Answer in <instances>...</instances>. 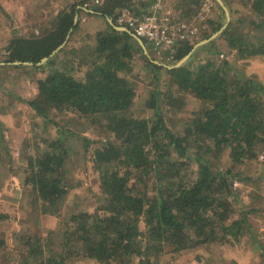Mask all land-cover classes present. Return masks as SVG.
Returning <instances> with one entry per match:
<instances>
[{
    "label": "trees",
    "instance_id": "trees-1",
    "mask_svg": "<svg viewBox=\"0 0 264 264\" xmlns=\"http://www.w3.org/2000/svg\"><path fill=\"white\" fill-rule=\"evenodd\" d=\"M243 1L249 4V16L235 15L230 8L233 17L227 27L198 47V52L210 55L207 60H196L194 55L174 68L152 61L130 33L108 22L92 37L95 45L89 57L69 51L80 29L75 16L84 12L79 7L83 1L61 9L38 30L40 34L13 38L4 62H33L34 69L44 71L60 54H67L37 79L36 95L22 99L45 126L52 122L57 131L51 139L38 138L35 154L28 155L24 168L31 205L40 206V215L54 208L60 214V201L75 185L68 167L71 131L57 119L62 114L80 118L104 134L93 153L101 189L99 206L72 211L67 221L48 227L46 233L39 230L41 220L31 218L38 230L15 233L17 254L11 253L17 264H69L80 256L100 264H128L134 259L138 264H162V256L168 253L181 258L180 264H190L194 258L203 261L202 248L214 243L232 246L248 234L252 243L257 242L250 231L249 214L254 209L245 210L234 181L244 180L242 166L258 160L264 147V81L238 66L240 59L264 57V0ZM129 3L104 0L93 9L116 22L118 9ZM189 4L182 13L188 17L195 13ZM209 24L201 40L220 31L224 22L209 20ZM71 29L67 44L51 56ZM219 40L227 43V55L236 51L235 57L220 58ZM196 42L180 46L173 64ZM137 53L142 63L136 61ZM49 56L46 63L37 65ZM137 66L145 68L155 82L147 98L155 121L132 112L139 97ZM163 93L170 108L175 107L176 94H193L203 106L181 130L173 131L163 119ZM84 139L88 148L92 140ZM1 154L8 156L9 150ZM223 155L229 158L225 166ZM0 161L11 166L2 156ZM151 171L155 180L149 177ZM4 218L0 213V220ZM5 245L0 238V248ZM257 248L264 259L262 243Z\"/></svg>",
    "mask_w": 264,
    "mask_h": 264
},
{
    "label": "rangeland",
    "instance_id": "rangeland-1",
    "mask_svg": "<svg viewBox=\"0 0 264 264\" xmlns=\"http://www.w3.org/2000/svg\"><path fill=\"white\" fill-rule=\"evenodd\" d=\"M80 1L84 2L82 6L79 5V7L83 8L84 12L77 14V22L80 24V29L73 36V40L68 49L69 51L71 49L76 50L78 56L80 54V56L84 55L85 57H89L92 47L95 45L93 40L94 35L99 30L106 27V22L109 23L108 19L110 17H103L93 9V7L101 5L103 2L87 7L85 6V2L88 0H0V153L8 149L11 157H9V154L8 156L3 154L0 156L10 162L12 167H18L19 171H21L20 176L17 174L15 179H10L12 185L6 184L0 187V194H2V196L3 194L5 195V193H11V189L15 186L14 183L17 181L18 177L21 183L23 182L27 157L28 155H33V153L35 154V149L39 142L38 138L43 137L51 139L57 133L52 122H49L45 126L42 119L37 117L35 112L29 108L22 99L33 98L37 93V79L43 77L50 67L60 64L61 60L67 56V54L64 53L60 54L59 57L54 60L53 65H49L46 67L47 69L40 71L33 68L34 64L17 63L20 61L4 62L6 58V48L15 37H29L33 35V33L40 34L38 30H40L42 26L48 25L49 20L61 9L73 3H79ZM222 1L229 10L231 19L233 13L230 8L235 12V15L249 16V4H246L243 0ZM197 2L195 0H163L161 13L165 14L168 20L176 24L181 22L196 23L199 25L200 29L197 34L191 35L188 40L178 43L175 51L170 55L168 51L165 50L155 52L152 44L146 39H143L151 56L149 57L151 60L157 61L158 64L166 67L176 65L177 63L173 64V60L180 46L187 41H197L195 43L196 45L205 40H201V38L204 32L210 30L209 20H221L224 22L223 27L227 23L229 24L226 10L217 0H199ZM207 2L212 3L213 6L210 7V10L204 12L203 8ZM187 4H189V7L195 9V13L190 17L183 15V6H187ZM148 7L149 4L141 0H130V3L125 6V8L131 10L135 14H144L148 11ZM119 9L117 21L115 22L117 25L120 24L118 20ZM161 13L159 15H161ZM201 13L202 19L200 20V18L197 17ZM223 27L221 29L224 30L225 28ZM249 29H251V27L247 26L246 31ZM221 32H219L215 38H217ZM218 46L222 51L220 58L235 57V50L230 52V55L226 54L225 51L228 47L224 40H219ZM194 55H197L196 60L200 58L202 61L207 60L210 56L207 51L198 52V47L192 52L189 59ZM51 56H49L44 63H46ZM140 56L141 54L137 53L135 59L139 61V63H142ZM21 64H24L25 67L19 68ZM239 65H241V68L246 72L254 73L264 81V57L258 56L248 60L240 59L238 66ZM135 69L136 74H141V76H139L137 80L139 97L135 102L132 112L136 116L147 117L148 119L150 117L151 121H155L154 112L147 108V98L151 96V90L154 88L155 82L153 78L148 75L145 68L137 66ZM168 102L169 98H167V94L163 93L161 95L160 104L163 108L162 113L164 122L169 129L177 132L184 127L188 117L193 116V114L199 111L203 106L201 100L193 94L184 96L176 94V101L173 102L175 103L174 108H170ZM179 104H181L180 108ZM57 121L62 127L71 131L67 137V149L70 152L68 167L71 170L72 184L74 183L76 186L73 185L71 193L60 201V209L58 210L60 214L58 215L55 214L57 212L55 208L49 212L50 214L40 215V206L38 205L37 209H34L33 205L28 203L24 195L22 184L20 186V192H23V194L21 196L18 195L16 200L6 199L5 197L1 198L0 195V212L8 215L6 219L0 220V238L6 241V247L2 246V248H0V264H8L9 262V264H17V262L14 261L15 256L13 252L11 253V251H15L17 254L16 245L18 242L16 241L17 237H15V233H18V236H20V234L24 233L29 228L38 230L33 221L34 219L38 221L41 220L39 230L41 233H46L48 227L59 226L65 220L67 221L69 218L68 214L72 213V211H78L87 207V209H93L99 206L101 189L94 173L93 153L94 149L100 145V140H103L104 134L99 131H93L87 121L70 115L62 114ZM85 137L92 140L88 148L85 143ZM221 161L222 166H225L228 164L229 158L227 155H223ZM0 165L3 166L2 161H0ZM241 169L243 170L242 176L244 180H242L243 187L239 189L240 198L245 204V210L249 211V208L254 209V212L249 214L251 220L250 231L255 233L256 236L254 237L258 242L260 241V237L261 240L264 241V233L261 232V229L264 228V175L262 168L258 160H254L252 162L249 161L244 168L242 166ZM3 172L4 170L0 171V180H4ZM149 177L153 180L156 179L152 171L149 173ZM152 179H150L149 185L153 183ZM72 184L70 183V185ZM28 195L30 196L29 192ZM11 196H13V191ZM31 218H33V220H31ZM20 220H24V222ZM252 239L253 237L251 234H248L243 237L239 243L233 244L232 246L223 243L211 244L208 248H202L206 256L203 261L199 259L195 261L194 258V262L190 264H237L242 262L243 264H247V261L240 262L238 260V262H235L234 260H230L229 255H234V253L236 255L239 253V255L242 256L244 253L246 256L249 248H255V243H252ZM202 249H199L197 253H200ZM8 252L11 254L9 253V255ZM255 254L257 257L254 259L253 264H262L263 260L260 258L259 254L256 252ZM180 259L181 258L175 254L168 253L162 256L161 262L162 264H180ZM69 264L100 263L96 260H89L80 256L72 259ZM128 264H138V260L134 259Z\"/></svg>",
    "mask_w": 264,
    "mask_h": 264
},
{
    "label": "built area",
    "instance_id": "built-area-1",
    "mask_svg": "<svg viewBox=\"0 0 264 264\" xmlns=\"http://www.w3.org/2000/svg\"><path fill=\"white\" fill-rule=\"evenodd\" d=\"M104 0H88L85 6L100 4ZM149 4L148 11L144 14H135L131 10L122 7L119 9V25L128 28L141 39H146L153 46L155 52L160 50L168 51L169 55L173 53L178 43L188 40L191 35L199 32V25L196 23H174L167 19L166 15L161 13L163 0H141ZM212 3H205L203 11L207 12ZM161 13V15H159ZM202 19V13L197 17ZM258 162L264 175V147L259 153ZM243 181L235 180L234 188L241 189Z\"/></svg>",
    "mask_w": 264,
    "mask_h": 264
},
{
    "label": "crops",
    "instance_id": "crops-1",
    "mask_svg": "<svg viewBox=\"0 0 264 264\" xmlns=\"http://www.w3.org/2000/svg\"><path fill=\"white\" fill-rule=\"evenodd\" d=\"M1 169L4 170L5 174L3 172L4 180H0V187L5 186L6 184L12 185V182L10 183V181H11L10 179L11 178L15 179L17 177V174L20 176V172L21 171H19L18 167L15 168V167L7 165V166H2V168H0V171H1ZM18 178H17V181L14 183L15 186L12 187V189H11V193H5V195L3 194V196H2V194H0L1 198L5 197L6 199L16 200L18 195L21 196L23 194V192H20V186L22 184V187H23V190H24V195L27 198L28 203H30V205H31L30 196L28 195L27 188H26V185H25V182H24V178H23V182L22 183H21L20 179H18ZM12 191H13V196H11ZM21 191H22V189H21ZM2 214L5 215V219L8 217V215H6L5 213H2ZM20 221H22V220H20ZM261 230H262L261 232L264 233V228L261 229ZM259 242L262 243V246L264 247V241L261 240V237H260V241ZM259 242H258V240H257V242H254L255 243V248H249L248 247L249 251H248V254L246 256H245L244 253L242 254V256H240L239 253H237L236 255L234 253V255H229V259L230 260H234L235 262H238V260H239L240 262L241 261H247L248 262L247 264H253L254 259L257 257V256H255L256 255L255 251H256V253H258L260 258L263 260L262 264H264V259H263V257L261 256V254L259 252L260 249L259 248L256 249V247L258 246ZM259 247L261 248V246H259ZM261 251H262V249H261ZM250 259H252V260H250ZM237 264H243V262L242 263H237Z\"/></svg>",
    "mask_w": 264,
    "mask_h": 264
},
{
    "label": "water",
    "instance_id": "water-1",
    "mask_svg": "<svg viewBox=\"0 0 264 264\" xmlns=\"http://www.w3.org/2000/svg\"><path fill=\"white\" fill-rule=\"evenodd\" d=\"M217 1H218V2L223 6V8L226 10L227 20H228V22H230L231 16H230V12H229V10H228L227 7L224 5V2H223L222 0H217ZM77 18H78V17H77V15H76V17H75V23L77 22ZM108 21H109L110 25L113 26L115 29H117V30H121V31H126V32L130 33V34H131V35H132V36H133V37H134V38L140 43V45H141V47L143 48L145 54H146L148 57H151L143 39H141L140 37H138L137 35H135V34H134L133 32H131L128 28L123 27V26H119V25L115 24V22L113 21L112 18H109ZM227 25H228V23H227L223 28H225ZM222 30H223V29H221V31H222ZM71 31H72V29H71ZM71 31L69 32V34H68V36H67L65 42H64L61 46H59L56 50H54L53 53H52L51 55L55 54L56 52H58L61 48H63V47L65 46V44L67 43V41H68V39H69V37H70V33H71ZM221 31H219V32H221ZM219 32L215 33L214 35H212V36L209 37L208 39H205V40L199 42L198 44H196L195 47H194V48H193V49H192V50H191V51H190L185 57H183V58H182V59H181L176 65L168 66V67H169V68H174V67H179V66H181L183 63H185V62L189 59V57L191 56L192 52H193L197 47H199V46H201V45H203V44H205V43H208L209 41H211L212 39H214V38L217 36V34H218ZM47 59H48V57H44V58H43L40 62H38L37 64H38V65H41V64L44 63ZM152 61H154V60H152ZM154 62L158 63L157 61H154ZM17 63L34 64L33 62H17Z\"/></svg>",
    "mask_w": 264,
    "mask_h": 264
}]
</instances>
